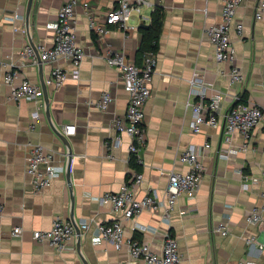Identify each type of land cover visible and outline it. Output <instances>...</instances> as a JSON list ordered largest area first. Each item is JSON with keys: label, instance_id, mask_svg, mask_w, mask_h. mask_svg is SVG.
Wrapping results in <instances>:
<instances>
[{"label": "crops", "instance_id": "obj_1", "mask_svg": "<svg viewBox=\"0 0 264 264\" xmlns=\"http://www.w3.org/2000/svg\"><path fill=\"white\" fill-rule=\"evenodd\" d=\"M66 1L32 0L28 9L29 0H0V59L14 62L22 77L42 85L53 63H32L22 50L26 43H54L53 23ZM258 1L240 2L234 21L243 23L242 32L235 28L230 32L235 61L245 73L241 84H230L221 72L230 63L215 59L204 31L206 25L221 20L220 0H147L140 13L131 12L127 21L131 27L111 26L100 42L89 27L83 3L102 20L118 0H77L72 21L85 56L77 68L59 58L55 63L67 71V79L57 89L46 86L48 97L39 102L8 99L11 86L3 81L0 68V264H145L132 258L125 246L117 249L111 241L97 240V223L117 219L126 238L144 241L157 251L167 235L175 237L181 264H238L247 259L264 264V210L259 222L246 220L254 206L264 207V124L255 126L248 139L236 134L227 144L222 137L223 112L233 94L264 107V11L255 17ZM158 13V47L140 50L145 36L156 32L153 18ZM117 50L138 64L145 52L156 55L151 94L144 106L143 163L137 166L130 160V136L112 126L128 102L117 69L105 60L108 51ZM194 72L198 81L191 85ZM200 86L205 87L206 98L221 92L222 105L216 125L203 124L194 132L189 123ZM104 91L113 100L101 111L95 101ZM65 124L75 125V132L66 136L68 145L58 134ZM34 143L55 152L65 168L70 150V182L64 172L47 188L33 189L26 158ZM204 143L209 146L202 149ZM227 147L228 152L222 153ZM187 148L199 151L203 174L196 193L179 195L169 215L159 207L124 218L111 204L98 200L117 191L134 168L143 173L136 196L155 194L165 201L168 177L163 171H187V164L178 159ZM59 215L78 224L63 250L32 235L35 229H49ZM83 220L88 221L87 228L79 226ZM219 221L227 223L228 234L213 230ZM15 226L22 228L18 235L12 233ZM251 237L255 239L248 243Z\"/></svg>", "mask_w": 264, "mask_h": 264}, {"label": "built area", "instance_id": "obj_2", "mask_svg": "<svg viewBox=\"0 0 264 264\" xmlns=\"http://www.w3.org/2000/svg\"><path fill=\"white\" fill-rule=\"evenodd\" d=\"M147 0H118V3L109 8L99 20L94 11L84 2L88 15L89 27L96 35L97 41H102L111 30V26L118 25L126 29L131 27L127 21L132 11L140 13V7ZM242 0H220L221 20L217 23L204 27V31L211 42L214 56L217 61H228L230 67L224 72L230 84H241L245 80V73L236 63V49L231 39V29L235 28L240 34L243 23L234 21L238 5ZM77 0H67L59 9L56 21L53 23L55 29L54 43L51 46L38 44L37 46L26 43L22 54L29 58L32 63L40 61L53 63L48 77L44 84L54 89L62 86L67 79V71L56 64L59 58L68 59L76 68L79 67L85 52L76 41L75 28L72 16ZM264 11V0H259L255 17L260 18ZM16 16V15H14ZM110 67L118 71L119 77L128 94V102L125 112L114 118L112 126L119 132H125L131 138L128 149L131 162L137 166L143 163L142 149L145 145L144 106L151 94L150 80L156 65V55L153 51H147L143 55L141 64L126 56L123 50L108 51L105 58ZM55 63V64H54ZM0 68L4 70L3 81L11 86L8 99L19 101L21 99L39 102L43 96L41 84L32 82L22 77L20 67L12 61L6 62L0 59ZM77 77L78 71L74 72ZM21 77L20 81H16ZM198 81L197 73L189 79L191 85ZM205 87L200 86L195 90L198 100L192 103L193 117L189 126L192 131L197 132L203 124L216 125L217 115L221 112L222 93H213L206 98ZM239 94L232 95V102L223 112L224 129L223 142L229 144L234 135L238 134L248 139L253 128L260 123L264 124V107L253 101L240 99ZM113 97L109 91H104L95 101V105L101 111L108 109ZM75 132L74 124H65L63 134L65 136ZM209 143H204L207 148ZM229 147L223 148L222 153H227ZM178 159L187 164V171H176L174 169L163 171L167 174L168 183L165 189V201L159 199L155 194L146 193L142 197L136 196V186L142 181L143 173L131 169L127 179L115 192H106L98 200L101 203H109L115 211L122 213L124 218L136 216L145 210H153L163 207L165 215H169L179 195L193 196L200 184L204 170V164L200 158L199 151L194 148H187L178 155ZM26 171L31 177V184L35 191L47 188L52 181L65 172V166L58 163L55 152L40 143L32 144L26 158ZM264 178V170L262 171ZM248 182H243V187H248ZM3 210L2 196L0 195V213ZM264 207L254 206L246 215V220L257 223L262 219ZM81 228L88 227V221L83 220L79 224ZM78 224L66 218L56 216L49 229H35L32 235L37 240L49 242L58 250L67 248L68 241L74 235ZM97 240H108L115 248L125 249L132 258H141L145 264H181V257L178 243L175 237L167 235L159 251L153 249L148 243L135 238L124 236V226L121 220L100 222L96 225ZM213 230L222 235L228 234L229 228L226 222L219 221L214 225ZM22 228L15 226L13 234H20ZM255 237L248 239L251 243ZM262 247V245H260ZM238 264H255L252 260H242Z\"/></svg>", "mask_w": 264, "mask_h": 264}, {"label": "trees", "instance_id": "obj_3", "mask_svg": "<svg viewBox=\"0 0 264 264\" xmlns=\"http://www.w3.org/2000/svg\"><path fill=\"white\" fill-rule=\"evenodd\" d=\"M160 22H161V15H160V13H158V15H156L153 18V25H154V28L156 29V32H154L151 35L145 36V38L143 40V44L140 47V50H143V49L156 50L157 49V47H158V32H157V30L159 29ZM240 99H242V97Z\"/></svg>", "mask_w": 264, "mask_h": 264}, {"label": "water", "instance_id": "obj_4", "mask_svg": "<svg viewBox=\"0 0 264 264\" xmlns=\"http://www.w3.org/2000/svg\"><path fill=\"white\" fill-rule=\"evenodd\" d=\"M31 4H32V0H29L28 9H30ZM41 86H42V89H43V96H44L45 99H47L48 94H47L46 85L43 83ZM58 134L66 142V144L68 145L67 137L61 132H58ZM70 163H71V153H70V150H69L68 161H67V165H66V168H65L66 177H67V180L69 182H70Z\"/></svg>", "mask_w": 264, "mask_h": 264}]
</instances>
